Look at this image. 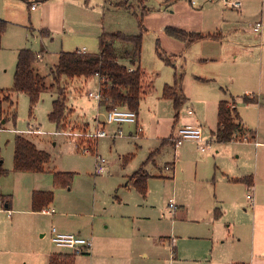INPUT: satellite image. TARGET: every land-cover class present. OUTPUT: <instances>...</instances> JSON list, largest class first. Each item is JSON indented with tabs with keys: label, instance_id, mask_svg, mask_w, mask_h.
<instances>
[{
	"label": "rangeland",
	"instance_id": "obj_1",
	"mask_svg": "<svg viewBox=\"0 0 264 264\" xmlns=\"http://www.w3.org/2000/svg\"><path fill=\"white\" fill-rule=\"evenodd\" d=\"M122 1L0 0V19L8 23L0 49V88L13 87L19 50L27 48L40 54L33 67L50 86L54 82L52 68L58 63L60 52L85 47L87 52L97 53L99 36L103 32L142 34L140 64L155 77L154 92L141 100L138 110L143 135H130L134 127L125 124L122 136H114L117 126L105 121V107L89 97L90 92L99 90L96 76L61 77V85L67 88V110L60 125L49 119L52 103L58 97L56 88L43 91L32 110L29 97L15 93L17 120L13 121V108L5 103L8 121L0 130L1 157L3 168L7 170V174L0 178V192L13 196L18 193L21 200L24 188L38 183L54 193V201L48 207L79 204V211L90 212L93 216L98 215L100 209L107 208L114 215L141 210L146 223L133 226L129 223L121 246L102 255L109 264H173L170 260L173 261L174 257L176 264H206L202 259L212 248L208 237L214 230L212 219L216 207L223 212L221 219L216 220L218 232L227 231L231 224L242 223L249 218L256 220L259 227L261 214L255 212L252 202L250 204L246 198L249 189H245L244 182L234 180L242 176L248 164L253 166L252 149L248 147L244 152L246 157L239 158L240 152L235 144L217 143L211 134L207 135V130L210 132V127H216L217 105L220 100H225L220 97L226 95L229 85L235 84L233 76L248 74L250 84H259L258 58L264 48V38L255 41L250 32L252 21L240 19V12L231 8L230 4L235 0H174L170 6L168 0H145L143 5L149 9L146 13H142L143 5L137 0H127L128 7L118 6ZM33 4L37 5L36 10L31 9ZM223 17L230 24L221 30L224 35L221 43L216 42L218 39L187 43L167 32L170 27L187 32L198 31L192 29L202 25L208 28ZM233 26L240 28L245 36L247 34L246 39L235 36L230 28ZM204 42L208 43L202 45ZM256 43H263L262 48L249 47V51H244L246 46L240 47ZM223 46L226 50L222 49ZM130 47L131 44L116 42L118 53ZM234 50L240 54L236 60L232 54ZM176 75L182 76L180 86L188 98L178 109V120L173 100L163 95L165 86L173 85ZM191 108L205 119V136L210 141L208 149L202 152L195 140H186L180 146L164 145L146 164L151 175L147 196L143 198L132 185L126 187V175H132L150 153L161 146L163 138L171 133L175 135L185 125L194 124L187 113ZM102 122H105L108 136L93 139L72 134L95 132L98 123ZM17 135L51 156L50 173L14 171V140ZM95 140L97 146L94 151L78 147V144L84 146L86 143L94 146ZM97 157L107 161L108 172L95 174ZM126 157H129L128 161ZM166 166L171 168L166 169ZM54 170L74 173L70 185H57ZM120 199L124 202L120 206L126 207L117 205ZM170 201L177 205L172 215L168 213ZM0 208L4 210V207ZM91 222L92 219H83L81 225L89 227ZM42 224L44 230L39 234V241L44 240L45 244L54 247L50 231L57 224L48 220H43ZM105 225L107 223H103L104 228ZM245 229L240 226L244 235L242 239L250 244L251 236ZM43 233L46 235L42 238ZM68 233L94 240L93 234ZM161 237L166 239L162 241ZM117 242L113 241L114 244ZM30 249L17 247L16 252L9 254L2 264H44L40 260L30 262L26 254ZM82 256L83 264L88 263L89 254Z\"/></svg>",
	"mask_w": 264,
	"mask_h": 264
},
{
	"label": "crops",
	"instance_id": "obj_2",
	"mask_svg": "<svg viewBox=\"0 0 264 264\" xmlns=\"http://www.w3.org/2000/svg\"><path fill=\"white\" fill-rule=\"evenodd\" d=\"M68 1L69 0H61V2L64 3H68ZM75 1H80V0H75ZM173 1L174 0L167 1L169 3L168 6H170L173 3ZM235 1H239L242 3L241 8L237 9L238 12H240L238 14L240 19L251 20L252 24L261 21L264 27V0H235ZM259 3H260V9L258 10ZM177 5L178 4H176L175 7ZM228 21L229 20L223 17L222 19L215 22L214 25L208 28H205L204 25H202L192 30H198L199 32L204 34H211V32H213V35L220 36V38L218 39L219 41L216 42L221 43L223 42V38H224V35L221 33L222 32L221 30L223 28H227V25L230 24V22ZM230 28L234 30L233 34L235 36L238 35V37L242 40L246 39L247 34L245 36V33L241 32L240 28L234 26ZM198 31H189V32H198ZM250 32L254 35L253 38H255L256 42L263 40L264 28L261 34L255 33L252 28L250 29ZM205 43L208 42H204L202 43V45H205ZM236 43L239 44V41H237ZM262 45L263 43L260 44L256 43L255 45H242L240 47L245 48L246 46V50L244 49V51H249V47L250 48L252 47L253 49V47L261 46L262 48ZM222 49L226 50L224 46L222 47ZM82 50H85V52H87L85 47ZM229 51H231V48L229 49ZM263 52H264V48H262V53L258 58L259 84H250L251 80L248 74H244L240 77L233 76L232 81L235 84L229 85L228 92H226V95L222 94V97H220L228 101L229 105L234 106L236 108L241 119L240 121L241 126L236 133L237 138L223 144H230V143L235 144L237 150L240 152L238 154L239 158L241 156L246 157V154L244 152L247 149H249L248 147L252 149V153H253L252 158L254 164L253 166L248 164L245 171H243L242 176L239 178H249L248 182H244V186L245 189L247 190L249 189V192L247 194L251 193L253 195V202L251 205L252 208H254L255 212L261 214L259 215V222H258L259 227H257L256 225V220L253 221L252 219L249 218L248 220H245V222L235 223V225L231 224L227 231L220 230L218 232L216 228V220L221 219L223 212L219 207H216L214 210V219H212L214 230L210 233L208 237L212 243V248L208 252L207 257L202 259V261L206 262V264H264V84H262L264 80ZM232 54H234L235 60L240 56L238 50H234ZM251 78L255 80L254 77ZM255 85L257 87H254ZM228 94L229 96H227ZM244 96H247L253 99L254 101L249 103L245 102L243 99ZM186 99L188 98L186 97ZM218 105H217V115H218ZM191 109L194 110V114L193 115L188 114V115L192 117L190 119L194 124H190V125H201L203 128V141L209 143L210 141L206 140V138L208 137L205 136V126L203 125V123L205 122L204 117L198 115L194 108ZM138 122L139 125H141L142 127L139 118V113H138ZM217 123H218V118H217ZM217 123L214 129L210 127L209 129L210 132L207 130V135L211 134L212 138L214 139H215L214 132L217 128ZM127 125L134 127V131H130L129 134L130 135H132L133 133L136 134V126L131 124H127ZM118 128L119 126H117V130ZM121 129L123 130V126H121ZM172 129H174V126L172 127ZM143 134H144V130L142 133H140V135ZM171 135H174V133H171ZM196 143L198 144V149H200L201 145H203L202 142L196 141ZM95 144L97 146V142H95ZM49 164L46 165L45 172L51 171ZM172 164L175 165V162H173ZM106 170H107L106 172H108L107 168ZM16 172L35 173L28 171H16ZM53 172H55V170ZM35 174L38 173L36 172ZM126 177H127L125 178L126 187H128L129 185H131L127 183V179L129 178V175H126ZM34 191H49V190L48 187H43L38 183L35 185H31L29 188H24L23 195H21L22 197L21 200L18 198L19 196L18 193H16L15 196H13V195H6L0 192V195L8 196V199L10 200L9 207L4 206V208L12 211L10 216H8L7 212L5 211L0 212V264H2V262L7 258V256H9V254H14L16 252L17 247L31 248L30 252L26 253L30 257V262L31 260L33 262L40 260L41 263L44 262V264H49L51 256L58 255L61 258H63L64 256H68V258L72 260L73 264H83L82 260H80L81 257H83L82 255L75 256L67 250L57 248L56 246L53 247L52 244L49 245L45 244L44 240L39 241L38 238L39 234L41 233L42 230H44L42 224L43 220H48L53 223H56L57 224L56 230L60 232L68 233V232L78 231L84 233L87 236L93 234L94 236L93 247L91 252L89 253V256H87V259L89 261L88 263L85 264H109L107 261H104L102 255L106 254L105 252H107L108 250L114 251L121 246V243L125 239L124 234L127 231L129 223H131L132 226L137 225L138 223H140L141 225L146 223V217L141 210H134L131 213L122 211L114 215L110 213V210H108L107 208L106 210L100 209L99 214L93 216L92 213L90 212H85L84 210L79 211L80 208L79 204H65L60 206L55 204L54 208L51 206L52 208L48 207L43 211H33L32 194ZM139 194L143 198L147 196V194L146 196H143L141 193ZM170 202L168 203V213L172 215L174 213V210L177 209V205L175 204V207L171 209L169 207ZM117 203L118 206L123 205L124 204L123 199L118 200ZM114 207L115 206H113L112 209H114ZM120 207H126V206H120ZM83 219H88V220L92 219V222L89 227L86 226L84 227L81 225V220ZM103 223H107V225H105V228L103 227ZM240 226H244L246 228L245 231H247L250 234L251 236L250 244L247 243L246 241L243 242L242 238H244V235L240 231ZM44 235H46V233L41 234V237L43 238ZM50 235H51V231H50ZM44 239H46V237ZM161 239L162 241H164L166 238L161 237ZM116 240L118 242L114 244L113 241ZM174 252L176 253L177 256L176 248L174 249ZM170 261L173 264L177 263L175 257L173 261L172 260ZM192 261H196V260L193 259Z\"/></svg>",
	"mask_w": 264,
	"mask_h": 264
},
{
	"label": "trees",
	"instance_id": "obj_3",
	"mask_svg": "<svg viewBox=\"0 0 264 264\" xmlns=\"http://www.w3.org/2000/svg\"><path fill=\"white\" fill-rule=\"evenodd\" d=\"M47 1V0H41ZM141 5L145 0H137ZM170 1V0H168ZM87 2V0H85ZM121 7H128L127 0L118 4ZM143 12L149 9L143 5ZM8 23L0 19V49L2 38L7 31ZM167 32L187 43L203 41L205 39H219V35L204 34L201 32H187L177 28H168ZM121 41L131 44L132 47L125 49L122 53L116 50V42ZM142 34L126 35L121 32L106 33L99 36V51L97 53L75 51H61L58 63L52 68L54 82L47 86L45 78L41 76L33 67V62L39 58V53L31 49L23 48L19 50L16 68L14 71V83L11 89L0 88V129H4V124L8 121L4 104L9 103L13 108L11 117L14 122L17 120L16 103L13 100L15 93H24L29 97L31 110L36 106L43 91L56 88L58 97L52 103V110L49 113L50 121L60 125L65 118L67 110V88L60 83L62 76L68 79L77 77L100 78V90L102 99L99 105L111 110L116 107H127L138 113L141 100L154 92L155 77L141 67ZM133 69L132 71L130 69ZM181 75H176L173 85H166L163 95L165 98L173 100L174 108L177 111L175 117L178 118V109L186 100L182 92ZM245 102L254 100L244 96ZM218 123L214 132L215 139L220 143H227L237 138V131L241 126V119L234 106L229 105L226 100H221L218 105ZM176 121V120H175ZM176 145L174 135L162 139L161 146L152 151L147 160L140 168L129 176L127 183L131 184L143 196L147 194V184L150 174L145 169L147 162L152 160L159 153L162 146ZM96 150V144L91 147V151ZM129 160V157H126ZM51 161V156L37 147L28 139L17 135L14 140V171L45 172V167ZM7 174L3 168V160L0 151V178ZM54 180L57 185L69 186L74 173L54 172ZM235 181L248 182L249 178L234 179ZM4 206L10 205L8 196L0 195ZM54 201L52 191H34L32 194L33 211H43ZM49 264H73L68 256L61 258L52 255Z\"/></svg>",
	"mask_w": 264,
	"mask_h": 264
},
{
	"label": "built area",
	"instance_id": "obj_4",
	"mask_svg": "<svg viewBox=\"0 0 264 264\" xmlns=\"http://www.w3.org/2000/svg\"><path fill=\"white\" fill-rule=\"evenodd\" d=\"M232 8L240 9L242 6V3L239 1H233L231 4ZM37 8L36 4H33L31 6L32 10H35ZM263 23L261 21L256 22L253 24L252 29L255 33L261 34L263 31ZM81 52H85V50H79ZM133 70L132 68L130 69ZM99 78V77H98ZM100 78H99V90L98 92H90L89 97L96 99L98 102L102 99V94L100 90ZM188 114L193 115L194 110L189 109ZM105 121L107 123H112L117 126H119L117 132L114 134V136H122L123 130L121 129V126L125 124H131L136 126V134H140L143 132V129L141 125H139L138 122V113L134 110H131L127 107H116L111 110H106V119ZM104 123H98V128H96L95 132H87V133H72L76 137H88V138H99V137H105L108 136L107 131L104 129ZM30 131V130H29ZM174 139L176 141V146H180L183 144L186 140H195L197 142H202L203 145H201L200 150L202 152H205L208 149V142L203 141V128L201 125H185L181 128H179L176 132V135H174ZM245 140V139H244ZM96 142V140H95ZM78 147H82L84 151H91V145L85 144L79 145ZM107 161L103 158L97 157L96 164H95V174L100 175L105 172L107 167ZM170 166H166V169H170ZM248 200L253 202V195L247 194ZM0 206L4 207L2 200L0 199ZM169 207L173 209L175 207L174 202H170ZM5 211L7 212L8 216L11 215V211L9 209L0 208V212ZM173 213V210H172ZM51 241L54 246L57 248L67 250L71 252V254L75 256H80L84 254H89L93 247V240L90 238H85L81 236L80 234L75 233H60L57 232L56 228L53 227L51 230Z\"/></svg>",
	"mask_w": 264,
	"mask_h": 264
}]
</instances>
